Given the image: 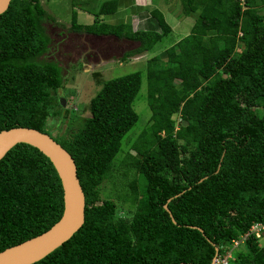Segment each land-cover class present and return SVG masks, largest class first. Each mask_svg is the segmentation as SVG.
I'll use <instances>...</instances> for the list:
<instances>
[{
  "label": "trees",
  "instance_id": "16d2710c",
  "mask_svg": "<svg viewBox=\"0 0 264 264\" xmlns=\"http://www.w3.org/2000/svg\"><path fill=\"white\" fill-rule=\"evenodd\" d=\"M69 1L93 17L83 25L71 10L70 32L137 44L120 61L150 52L171 32L156 9L149 12L153 31L109 22L132 0ZM180 4L194 17L188 34L146 62L150 116L122 165L137 177L123 200L130 217L117 216L99 187L138 120L132 104L141 73L103 82L80 127L49 135L46 119L57 115V89L63 91L61 69L40 60L49 42L42 23L52 17L40 0H10L0 14V131L49 135L72 158L84 196L81 227L33 264H210L214 247L220 254L264 218V0ZM61 212V186L48 159L25 144L9 149L0 159V252L45 232ZM240 247L228 264H264L258 240L250 236Z\"/></svg>",
  "mask_w": 264,
  "mask_h": 264
},
{
  "label": "rangeland",
  "instance_id": "374dc122",
  "mask_svg": "<svg viewBox=\"0 0 264 264\" xmlns=\"http://www.w3.org/2000/svg\"><path fill=\"white\" fill-rule=\"evenodd\" d=\"M100 1L102 0H97V2ZM151 1L152 6L148 10L152 8L158 10L171 32L163 37L150 52L120 61L121 55L134 49L137 46L136 43L111 36H91L82 32H70L71 10L76 12L77 22L81 24L91 23L92 15H88L81 6L71 9L69 0H40L45 12L52 17V20H44L42 23L49 42L40 60L57 64L63 79V91L60 97L64 99V106L60 107L57 115L46 119L49 135L66 137L80 127L88 116L87 104L90 98L99 90L103 82L135 71L142 75L140 89L132 104L138 120L120 141V149L112 163L110 175L99 187L100 198L113 200L117 206L116 215L121 217L131 215L126 212L129 209L128 201L123 200L129 195L128 183L137 178L133 171H125L126 168L122 165L128 160L127 154L134 155L132 150H128L130 142L146 128L150 116L145 102L146 62L186 36L194 22L193 16L183 15L180 0ZM102 20L106 22L107 19L102 17ZM94 73L98 75L94 77ZM178 116V114L171 116L175 128L178 127ZM139 210L142 211V208L139 207ZM258 245L264 246V236L258 240ZM241 248L238 247V249Z\"/></svg>",
  "mask_w": 264,
  "mask_h": 264
},
{
  "label": "water",
  "instance_id": "95a60500",
  "mask_svg": "<svg viewBox=\"0 0 264 264\" xmlns=\"http://www.w3.org/2000/svg\"><path fill=\"white\" fill-rule=\"evenodd\" d=\"M9 2L10 0H0V14L7 9ZM60 93L61 90L57 89L58 104L63 107L64 99L60 97ZM16 144L28 145L48 159L57 174L62 191L61 216L48 230L0 252V264H33L66 242L81 227L84 219V196L72 158L49 135L24 127L2 130L0 159ZM163 208L174 223L165 205ZM214 251L210 264H213L217 255V247H214Z\"/></svg>",
  "mask_w": 264,
  "mask_h": 264
},
{
  "label": "crops",
  "instance_id": "0c3cea01",
  "mask_svg": "<svg viewBox=\"0 0 264 264\" xmlns=\"http://www.w3.org/2000/svg\"><path fill=\"white\" fill-rule=\"evenodd\" d=\"M151 6V0H132L130 2H122L115 16L113 18H109L108 20L113 24L120 22L128 23L131 31L133 32L153 31L156 30V26L149 14V12L154 9L152 8L151 10H148ZM91 23L83 25H89Z\"/></svg>",
  "mask_w": 264,
  "mask_h": 264
},
{
  "label": "built area",
  "instance_id": "2783aa9c",
  "mask_svg": "<svg viewBox=\"0 0 264 264\" xmlns=\"http://www.w3.org/2000/svg\"><path fill=\"white\" fill-rule=\"evenodd\" d=\"M250 236L256 240L262 239L264 236V218L259 222L252 223L246 232L231 240L228 246L220 248L221 253L216 255L213 264H228L233 251L237 250Z\"/></svg>",
  "mask_w": 264,
  "mask_h": 264
}]
</instances>
